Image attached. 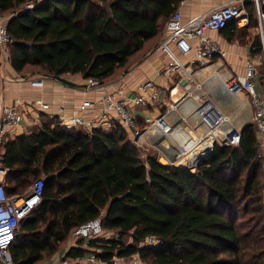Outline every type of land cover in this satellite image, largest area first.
<instances>
[{"label":"trees","instance_id":"obj_1","mask_svg":"<svg viewBox=\"0 0 264 264\" xmlns=\"http://www.w3.org/2000/svg\"><path fill=\"white\" fill-rule=\"evenodd\" d=\"M28 1L0 0L11 40L7 62L16 73L69 84L62 74L108 83L139 63L182 0H39L26 9ZM243 6L247 28L254 27L250 2ZM247 28L228 24L220 30L243 43ZM248 54H260L257 36ZM135 122L144 124L139 116ZM254 127L242 125L236 145H214L191 171L159 163L150 152L141 158L117 122L86 131L58 124L55 116L40 118L1 144L8 194L43 176L40 201L19 222L9 246L13 264L49 258L75 226L93 217L114 236L78 239L62 256L91 251L106 261L136 254L143 264H264V164ZM146 235L162 242L137 245Z\"/></svg>","mask_w":264,"mask_h":264},{"label":"built area","instance_id":"obj_2","mask_svg":"<svg viewBox=\"0 0 264 264\" xmlns=\"http://www.w3.org/2000/svg\"><path fill=\"white\" fill-rule=\"evenodd\" d=\"M33 1L39 0H29L24 8L31 7ZM245 1H249L252 7L260 54L245 60L241 74L226 76L217 73V70L204 73V68L209 63L218 67L212 59H221L225 54L207 32L218 31L228 24L239 29L247 28L249 18L243 6ZM263 7L264 0H228L187 20H183L175 9L165 19L154 49L166 58L162 73L166 76L174 75L176 80L166 91L167 106L154 117L140 116L144 122L140 127L135 122L138 108L153 105L160 96L157 85L151 79L139 82L135 92L126 96H122L121 89L107 91V83H101L95 78L85 79L84 88L101 92L96 101L103 106L102 112L112 113L109 121L119 123L127 131L132 142L141 150V158L145 155L143 151L146 153L150 150L154 160L163 164L189 165L198 153L205 149H208V153L214 145H236L239 129L247 122H243L241 126L234 125L233 117L244 116L242 111L248 108L246 121L256 127L257 154L264 164V87L262 91L257 80L259 64L263 67L264 80ZM10 42L4 20L0 16V51H4ZM27 82L32 86H39L41 77L29 78ZM38 104L41 109L47 108L46 102ZM90 104L91 101L82 100L78 108L82 109ZM47 116L54 115L47 113ZM55 118L58 124L82 126L86 131L99 126L79 114H72L67 119L61 116ZM21 121L20 111L12 106L0 105V145L7 138V128ZM194 168L188 170L192 171ZM5 173L6 168L0 164V264H13L9 246L19 222L40 201L43 176L31 180L23 191L8 194L2 183ZM94 236L110 238L114 233L102 229L99 217L86 219L70 232V238L75 241ZM161 242L153 235H146L137 245H156ZM137 262H140L137 256L130 261L131 264ZM48 264L107 263L94 252L88 251L78 257L61 255Z\"/></svg>","mask_w":264,"mask_h":264},{"label":"crops","instance_id":"obj_3","mask_svg":"<svg viewBox=\"0 0 264 264\" xmlns=\"http://www.w3.org/2000/svg\"><path fill=\"white\" fill-rule=\"evenodd\" d=\"M226 1L228 0H182L176 6V10L179 11L183 20H187L193 16H200ZM247 30L248 34L243 43H239L234 39H228L221 30L207 32V35L216 42L218 47L221 48L225 54L221 59H212L211 61H216L218 67H215L214 63H209L206 68H204V73L209 71L215 72L217 70V73L226 76L229 74H241L245 60L250 57L248 49L253 38L252 27L247 28ZM165 60V56L154 49L139 63L128 69V71L120 73L116 79L109 81L105 89L111 92H114L116 89H121L122 96H126L135 92L136 85L139 82L145 79H151L157 85L160 96L153 105L151 104L143 106V108H138L137 116L154 117L167 106L166 103L168 100L165 98L166 91L176 80L174 75L166 76L162 73ZM39 77H41V84L39 86L28 84L27 80L29 78ZM60 77L69 84H64L49 76H41L36 73H16L9 66L5 51H0V105L12 106L20 111L22 115V121L19 124L7 128L6 137H11L16 133L27 131L28 128L33 123L36 124L40 118L48 117L47 113H51L54 116H61L63 119H67V117L72 114H79L81 117L92 120L94 125H99L104 130L109 129L112 122L109 121L111 120L110 116L112 113L110 111L103 113V106L96 101L101 92L97 89H85V79L78 73H64ZM17 78L21 80L18 81ZM177 89H179V87H177ZM82 100H89L91 104L79 109L78 104ZM39 102H46L47 108L41 109L38 104ZM242 112L244 116L233 117L234 125L241 126L245 122L248 123V121H246L248 120L246 118L248 108L243 109ZM75 127L85 130L82 126ZM125 132L126 135L129 136L126 130ZM148 152H150V150ZM74 243L75 240L70 237L67 238L58 251L38 264H48L54 261L56 258L63 255L68 246ZM81 245L84 246V244ZM126 258H128V256L115 258L114 260Z\"/></svg>","mask_w":264,"mask_h":264},{"label":"rangeland","instance_id":"obj_4","mask_svg":"<svg viewBox=\"0 0 264 264\" xmlns=\"http://www.w3.org/2000/svg\"><path fill=\"white\" fill-rule=\"evenodd\" d=\"M252 26H253V23H252ZM252 33H253V38H255L256 37V33H255V30H254V27H252ZM154 47H155V45H154ZM154 47H153V50H154ZM152 50V51H153ZM4 51H5V53H6V47H5V49H4ZM256 57H258V56H256ZM258 67V71H259V67H260V65L259 66H257ZM126 71H128V69H126ZM203 76H204V74H203ZM257 80L259 81V83L261 84V89H262V91H263V87H264V83H263V79L261 78V74L260 73H257ZM202 77V76H201ZM200 77V78H201ZM255 129H256V127H254V135L256 136L257 134H256V131H255ZM144 152V154H145V151H143ZM148 152V151H147ZM138 154H141V150L138 152ZM144 157V156H143ZM142 157V158H143ZM40 175V174H39ZM32 180V179H31ZM31 180H28L29 182L31 181ZM28 182V183H29ZM28 183H26L24 186H22V189L21 190H19V192H21V191H23L25 188H26V186L28 185ZM262 203H263V205H264V186H263V188H262ZM122 240L126 243V242H129L130 241V238L128 237V236H123V238H122ZM132 257H136V254H132V255H130V256H128V258H126V259H117V260H114L115 258H119V257H114V256H112L109 260H104L107 264H124V263H129L130 264V261L132 260ZM136 264H143V262L141 261V263L140 262H137Z\"/></svg>","mask_w":264,"mask_h":264},{"label":"water","instance_id":"obj_5","mask_svg":"<svg viewBox=\"0 0 264 264\" xmlns=\"http://www.w3.org/2000/svg\"><path fill=\"white\" fill-rule=\"evenodd\" d=\"M207 151H208V149H205V150H203L201 153H198V154L195 156V158H194V160H193V162H192L191 164H189V165H184V164H182V163H179L178 166H181V167H183V168H185V169H189V168H191V167H195V166L197 165V163L199 162V160L203 157V155H205V154L207 153Z\"/></svg>","mask_w":264,"mask_h":264}]
</instances>
